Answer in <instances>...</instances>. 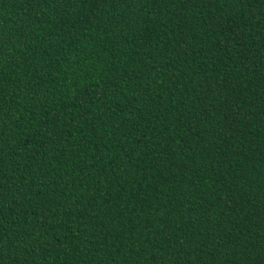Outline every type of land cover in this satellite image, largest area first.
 I'll return each instance as SVG.
<instances>
[{
	"label": "trees",
	"instance_id": "1",
	"mask_svg": "<svg viewBox=\"0 0 264 264\" xmlns=\"http://www.w3.org/2000/svg\"><path fill=\"white\" fill-rule=\"evenodd\" d=\"M0 264H264V0H0Z\"/></svg>",
	"mask_w": 264,
	"mask_h": 264
}]
</instances>
